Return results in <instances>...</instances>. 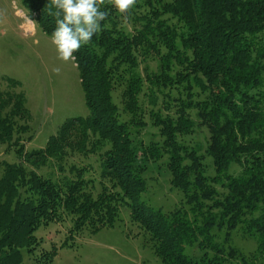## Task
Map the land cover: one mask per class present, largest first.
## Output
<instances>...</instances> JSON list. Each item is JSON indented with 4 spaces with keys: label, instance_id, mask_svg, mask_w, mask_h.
Here are the masks:
<instances>
[{
    "label": "trees",
    "instance_id": "trees-1",
    "mask_svg": "<svg viewBox=\"0 0 264 264\" xmlns=\"http://www.w3.org/2000/svg\"><path fill=\"white\" fill-rule=\"evenodd\" d=\"M22 1L51 37L57 18L49 0ZM158 2L162 10L149 2L151 11L136 18L142 28L129 34L111 0H104L108 15L101 31L74 59L89 113L68 119L43 149L26 151L32 115L24 92L14 90L20 82L8 79L7 90H0V146L21 159L2 163L0 264H25L26 255L39 251L33 264H53L59 249L40 250V229L71 218L74 241L86 231L114 228L125 207L162 264H264V0ZM166 14L177 23L169 24ZM150 59L158 69L141 70ZM118 89L122 111L115 102ZM173 91L180 97L173 99ZM159 94L177 102V110H156ZM146 102L162 142L142 143V156L153 162L168 157L171 186L183 192L188 210L165 213L142 201L148 184L137 168L133 129L147 126ZM192 111L210 132L211 174L199 149L180 139L195 131ZM77 154L99 155L98 193L90 187L94 180L85 178L90 165L71 161L74 177L61 180L38 173L48 165L63 172ZM234 165L240 174L232 173ZM215 230H225L228 238L237 230L254 238L261 263L244 256L234 261L236 250L218 242ZM69 240L60 248L71 247ZM194 246L202 251L198 260L190 253Z\"/></svg>",
    "mask_w": 264,
    "mask_h": 264
},
{
    "label": "rangeland",
    "instance_id": "rangeland-1",
    "mask_svg": "<svg viewBox=\"0 0 264 264\" xmlns=\"http://www.w3.org/2000/svg\"><path fill=\"white\" fill-rule=\"evenodd\" d=\"M149 2L153 7L162 10L158 0H136L135 6L128 12L121 14L118 11L116 20L127 33H132L135 28H142L141 22L136 18L151 11ZM28 14L29 11L22 0H0V90H7L8 79L16 80L21 84V87L14 90L24 92L27 99L26 107L32 115L31 132L28 135H32L33 140L26 143V151L31 153L43 149L50 137L55 135L68 119L86 117L89 111L74 59L69 61L59 59L51 37L46 35L37 23L34 32H26L22 29L21 17ZM163 18L167 19L169 24L177 23L170 15L166 14ZM146 66L156 71L158 61L150 59L142 64L141 70ZM142 74L144 75V72ZM195 89L197 91V88ZM168 92L169 90H166L165 93ZM171 94L173 99L180 97L177 91ZM205 97L206 95H201L202 99ZM115 102L122 111L119 89L115 92ZM176 103L159 94V105L155 109L161 108L163 114L173 113L177 110ZM167 105H169L168 110L165 109ZM146 106L147 126L133 129V138L139 154L137 168L142 169V176L148 184L146 192L142 194V201L151 207L162 209L165 213L175 211L182 206L188 210L190 206L186 204L183 192L171 186V174L167 167L168 157L153 162L142 156V143L162 142L159 130L152 125L148 113L152 106L147 102ZM191 115L196 122L195 131L192 135L180 139L190 148L199 149V155L209 165L208 172L211 174L214 169L211 168L212 161L206 154L210 132L206 126L200 124L196 112L192 111ZM129 119L130 116L122 114V120ZM6 148L0 146V178L4 170L3 162L12 164L21 161L13 150L6 151ZM99 158L98 154H90L87 157L77 154L76 158L69 159L63 172L58 166L48 165L38 170V173L61 180L64 177H74L70 172L71 161L84 166L90 165L92 168L85 174V178L94 180L90 187L93 186L92 191L98 193L102 189ZM240 172L241 167L234 165L232 173L240 174ZM218 189L223 191L220 186ZM129 220L130 211L125 207L121 211L120 221L114 228L103 229L94 235L86 231L76 235L74 241L69 240L73 226L71 218L44 227L36 235L41 241L40 250L58 247V255L53 264H162L155 255L148 237H145L144 233ZM215 234L218 242L229 250H236L237 258L234 261H239L244 256L261 263L254 238L246 236L241 230L234 231L230 238L226 236L225 230H215ZM66 240H69V245L72 246L61 249L60 246ZM190 253L197 260L202 256L198 246L192 247ZM37 254L26 255L25 264H33Z\"/></svg>",
    "mask_w": 264,
    "mask_h": 264
},
{
    "label": "clouds",
    "instance_id": "clouds-1",
    "mask_svg": "<svg viewBox=\"0 0 264 264\" xmlns=\"http://www.w3.org/2000/svg\"><path fill=\"white\" fill-rule=\"evenodd\" d=\"M104 0H49L56 9V27L51 33L58 58L63 61L75 59V53L101 31L102 22L108 12L102 10ZM136 0H111L113 8L121 14L128 12ZM21 27L26 32H34L36 22L30 15L21 17Z\"/></svg>",
    "mask_w": 264,
    "mask_h": 264
}]
</instances>
